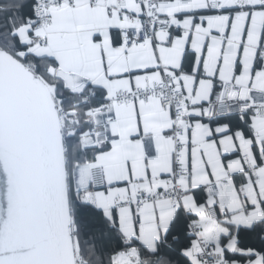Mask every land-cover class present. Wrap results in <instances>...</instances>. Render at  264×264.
<instances>
[{
  "label": "crops",
  "instance_id": "crops-1",
  "mask_svg": "<svg viewBox=\"0 0 264 264\" xmlns=\"http://www.w3.org/2000/svg\"><path fill=\"white\" fill-rule=\"evenodd\" d=\"M154 1L172 18L174 27L156 30L140 48H126L120 35V28L128 24L120 10L139 12L133 0H99L113 8L111 17L103 6L94 8L88 0H80L75 9L56 11L46 32L34 34L29 21L15 31L30 53L56 61L57 75L73 91L92 86L107 100L117 91L160 79L163 68L181 79L190 114L184 138L190 175L180 181L185 191L181 206L176 208L169 201L146 203L140 224L130 208L119 207L127 195L163 187L173 168L172 116L161 111L156 101L116 104L107 119L108 112L96 117L113 136L93 162L104 166L107 187H88L86 164L74 169L75 190L109 219L116 216L125 236L150 249L182 209L191 216L190 225L199 227L202 238L217 252L246 257L227 260L228 264H264V254L257 248L240 247L238 238L239 229L264 223V118L255 115L264 105V57H259L264 49V0H220L223 7L218 12L210 10L214 0ZM175 26L189 31L181 34ZM222 34L228 38L222 39ZM221 80L242 86L241 96L251 104L247 113L207 118V102ZM245 122L253 137L245 133ZM243 153L255 161L251 171L244 169ZM200 189L204 197L196 194ZM211 205L218 213L216 221L206 214ZM184 254L196 264V240ZM123 256L116 253L109 258L117 264Z\"/></svg>",
  "mask_w": 264,
  "mask_h": 264
},
{
  "label": "water",
  "instance_id": "water-1",
  "mask_svg": "<svg viewBox=\"0 0 264 264\" xmlns=\"http://www.w3.org/2000/svg\"><path fill=\"white\" fill-rule=\"evenodd\" d=\"M69 190L52 91L0 49V264H77Z\"/></svg>",
  "mask_w": 264,
  "mask_h": 264
},
{
  "label": "built area",
  "instance_id": "built-area-1",
  "mask_svg": "<svg viewBox=\"0 0 264 264\" xmlns=\"http://www.w3.org/2000/svg\"><path fill=\"white\" fill-rule=\"evenodd\" d=\"M80 0H34L33 13L28 19L32 26L34 34L46 32L54 21V14L63 7L75 9ZM138 6L139 12L133 13L129 10H120V15L128 24L120 28V35L126 48L144 47L152 38L156 30L167 31L174 27L172 18L163 14L158 4L154 0H133ZM94 8L101 7L99 0H88ZM111 17L113 8L103 6ZM223 4L220 0H214L210 3V10L218 12L222 9ZM250 8L251 5H247ZM175 30L181 34H187L188 29L175 26ZM222 39H227V34L221 35ZM46 43V41H43ZM259 57H264V49L259 51ZM79 94L90 96L94 94V87L86 86ZM242 86L227 80H221L215 85L209 101L207 102L206 116L210 120H217L227 115H236L247 113L250 109V102L241 96ZM142 102L149 105L156 101L159 109L163 112H169L172 116L173 127L172 137L174 140L173 150V168L171 172L165 176V185L161 188L140 191L136 195H127L119 202V207L130 208L136 222H141V211L146 203L169 201L174 207L181 206L184 189L180 181L190 175V166L185 158L186 143L184 138L188 133V123L190 114L186 107V93L184 91L181 79L176 72L163 68L160 79H152L144 85H138L131 90L117 91L107 99L102 108L93 113L94 122L98 126L100 123L96 121V117L102 112H108L106 119L111 115L116 104H135ZM58 115L61 120L66 116V111L62 107H57ZM255 115L264 118V105L256 109ZM97 129L87 133L85 143L88 145L109 142L113 136H110V128ZM64 145V150L67 151ZM244 163V169L251 171L254 169L255 161L248 153L241 155ZM89 181L88 187L92 190L105 189L107 180L105 168L99 163L88 164ZM207 216L212 220L218 219V213L215 206L206 208ZM190 233L198 244V259L196 264H228L224 255L217 252L215 248L202 238V231L194 224L190 225ZM77 264H81L77 258Z\"/></svg>",
  "mask_w": 264,
  "mask_h": 264
},
{
  "label": "trees",
  "instance_id": "trees-1",
  "mask_svg": "<svg viewBox=\"0 0 264 264\" xmlns=\"http://www.w3.org/2000/svg\"><path fill=\"white\" fill-rule=\"evenodd\" d=\"M33 1L0 0V49L11 53L32 74L40 76L52 91L57 107L66 111V116L62 119V131L64 145L68 148L65 153L70 184L69 197L75 250L80 263L110 264L108 258L111 254L122 253L125 256L118 264H128L126 255H133L132 264H194L184 254V250L190 248L194 241L190 233L191 216L184 210L177 211L167 233L150 249L136 238L125 236L116 216L109 219L101 209L84 202L80 192L75 190L73 172L76 166L93 163L97 154L109 147L108 142L88 145L84 138L87 133L103 128L94 123L93 113L100 110L107 100L97 88H94V94L90 96L69 89L57 75V63L53 58L38 57L28 51L27 45L21 43L15 31L32 16ZM237 116L240 114L221 118ZM242 126L245 133L253 137L249 124L245 122ZM196 194L205 196L203 189L196 191ZM238 238L240 247L257 248L264 254V223L253 228L239 229ZM224 257L226 260H246L245 256L232 255L229 252Z\"/></svg>",
  "mask_w": 264,
  "mask_h": 264
},
{
  "label": "rangeland",
  "instance_id": "rangeland-1",
  "mask_svg": "<svg viewBox=\"0 0 264 264\" xmlns=\"http://www.w3.org/2000/svg\"><path fill=\"white\" fill-rule=\"evenodd\" d=\"M132 256H133V255H126L125 259H126V261L128 262V264H132ZM123 257H124V256H123ZM123 257H122V258H123ZM108 260H109V263H110V264H114V263H112V262L110 261V260H111L110 258H108ZM118 263H121V260H120ZM118 263H117V264H118Z\"/></svg>",
  "mask_w": 264,
  "mask_h": 264
}]
</instances>
